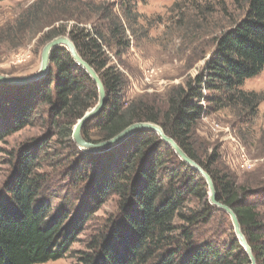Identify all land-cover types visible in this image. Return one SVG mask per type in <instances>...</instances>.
<instances>
[{
    "label": "trees",
    "instance_id": "1",
    "mask_svg": "<svg viewBox=\"0 0 264 264\" xmlns=\"http://www.w3.org/2000/svg\"><path fill=\"white\" fill-rule=\"evenodd\" d=\"M234 3L244 10V16L218 38L204 70L171 93L163 113L145 103L124 104V77L109 66L107 52L119 57L120 49L130 47V36H120L110 16L106 17L109 34L74 27L68 37L80 57L98 73L106 91L102 112L83 127L85 140L108 141L135 123L159 125L211 176L217 201L236 214L256 263L264 264L260 215L264 188L239 187L231 175L214 174L200 162L189 143L203 118L232 110L254 119L264 100V95L243 88L264 69V0ZM56 34L49 39L62 32ZM50 69L33 85L0 83V143L35 126L42 107L49 108L50 122L59 116L76 122L98 104L96 83L67 48L52 51ZM91 122L94 126L90 130ZM92 130L96 136H90ZM36 151L33 147L21 158L14 179L0 197V264L58 261L77 242L88 221L89 211L82 215L83 220L76 217L67 225V210H58L50 217L53 209L42 200L47 189L35 168ZM111 152L120 159L96 174L91 182L92 199L103 205L116 197L118 211L100 239L80 253L77 264H252L230 216L210 203L206 180L156 132L139 131ZM196 202L199 208H188ZM218 217L224 220V234L219 230Z\"/></svg>",
    "mask_w": 264,
    "mask_h": 264
},
{
    "label": "rangeland",
    "instance_id": "2",
    "mask_svg": "<svg viewBox=\"0 0 264 264\" xmlns=\"http://www.w3.org/2000/svg\"><path fill=\"white\" fill-rule=\"evenodd\" d=\"M107 16L120 36H130V47L120 49L119 57L107 52L109 66L124 77V104L145 103L163 113L171 93L204 70L218 38L244 16V10L234 0H0V75L36 74L43 50L53 40L49 36H56L58 31L66 37L74 27L109 34ZM50 70L26 84H2L33 85ZM243 88L264 95V69L248 79ZM48 113L49 108L42 107L35 126L13 133L0 143V197L14 179L21 158L36 147L35 168L45 182L47 190L42 200L53 209L50 217L58 210H67V225L89 211L83 233L64 258L43 264H77L80 253L100 239L118 211L116 197L103 205L92 199L91 182L101 169L119 161V155H112L111 150L121 143L101 152H85L74 139L81 119L74 122L59 116L53 123ZM96 135L92 130L90 136ZM189 143L200 162L214 174L231 175L239 187L264 188V100L254 119L232 110L203 118ZM208 194L210 200V190ZM188 208L197 209L199 204L191 203ZM260 215L264 223V208ZM218 219L224 234V220Z\"/></svg>",
    "mask_w": 264,
    "mask_h": 264
},
{
    "label": "water",
    "instance_id": "3",
    "mask_svg": "<svg viewBox=\"0 0 264 264\" xmlns=\"http://www.w3.org/2000/svg\"><path fill=\"white\" fill-rule=\"evenodd\" d=\"M58 47H65L69 50L70 54L72 55L76 63L80 67H82L89 74V76L93 79V81L96 83L97 88L99 90V94H100V100H99L98 105L95 108H93L91 111L86 113L84 117L76 125L75 132H74V139H75L77 146L80 149L84 150L85 152H91V153L101 152V151L108 150V149L115 147L116 145L124 142L125 140H127L128 138H130L131 136H133L135 133L139 131L156 132V134H158L165 143L171 146V148L181 158L182 161H184L190 167L195 169L206 180L209 186V190H210V203L212 205L217 206L219 209L223 210L230 216L234 229H235V234L240 244L243 246L246 253L250 257L252 264H257L256 259L253 255L252 249L249 246L247 239L242 232V228H241V225L239 223V220L236 214L233 212L231 208L217 201V193H216L214 182L211 176L206 171H204V169L199 164L193 161L172 138L168 137L165 134L164 130L159 125L149 123V122L135 123L127 127L125 130H123L121 133H119L114 138L108 141L100 142V143H91V142L86 141L83 138L82 136L83 127L90 120L98 116L104 108V105L106 102V91H105L104 85L98 73L87 62H85L80 57L75 45L68 37L66 36L57 37L53 39L52 41H50L45 46L43 50V54H42L41 68L36 74L25 76V77L0 75V82L5 83V84H11V85H21V84H26V83L36 80L38 76L45 74L49 70L52 51Z\"/></svg>",
    "mask_w": 264,
    "mask_h": 264
},
{
    "label": "built area",
    "instance_id": "4",
    "mask_svg": "<svg viewBox=\"0 0 264 264\" xmlns=\"http://www.w3.org/2000/svg\"><path fill=\"white\" fill-rule=\"evenodd\" d=\"M246 167L251 168V165L249 162H246Z\"/></svg>",
    "mask_w": 264,
    "mask_h": 264
}]
</instances>
